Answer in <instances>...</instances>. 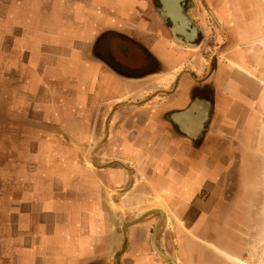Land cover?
Masks as SVG:
<instances>
[{"label": "crops", "instance_id": "0c3cea01", "mask_svg": "<svg viewBox=\"0 0 264 264\" xmlns=\"http://www.w3.org/2000/svg\"><path fill=\"white\" fill-rule=\"evenodd\" d=\"M191 1L192 46L159 0H0V264H172L159 213L124 226L157 196L177 264H229L199 240L237 255L224 195L264 161V0Z\"/></svg>", "mask_w": 264, "mask_h": 264}, {"label": "rangeland", "instance_id": "374dc122", "mask_svg": "<svg viewBox=\"0 0 264 264\" xmlns=\"http://www.w3.org/2000/svg\"><path fill=\"white\" fill-rule=\"evenodd\" d=\"M186 9L187 12L190 13L188 4ZM179 14L180 12L178 11L177 8V15L179 16ZM261 80L263 81V78H261ZM259 133L260 134L258 138L257 148H258V153L261 156V159H264V120L262 122ZM2 149L4 148L0 146V151H2ZM21 149H22L21 146L20 147L17 146L16 148L17 152H22ZM259 163H260L259 172H256L257 176L253 178L248 176L249 172L252 169V163L250 159H246L245 168L248 171L246 186L243 183L244 181L243 182L241 181L240 193L237 194V196L230 194V197L227 198V200L231 202V204L232 202H234L235 207L237 205L236 208L237 216L235 213V218L239 220V224H240L238 227V237H237L239 241L236 246L237 249L235 248L237 251H232V252H235L238 256L232 254L229 255L225 251L223 252V250L220 251V249L217 248L216 245L212 244L213 243L212 241L201 242L199 239H197L199 240V243H201V245H207L208 247H211L213 250H215L217 253L223 255L225 261H227L229 264H264V161L261 160ZM249 185L250 187H248ZM3 186L4 184L0 182V204H3V201H5L3 200L5 194L2 193L4 192L2 191ZM245 187L246 190L244 189ZM232 197L234 198V201ZM156 200L158 202L157 209L162 210L164 214H166L167 207L164 204L165 202L163 197L157 196ZM151 211L152 210L146 211L145 213L140 215V217ZM2 213L5 214V212ZM151 215L152 214H150L149 216ZM169 228L172 232H175L174 226H170ZM223 232L224 234L229 235L230 229L227 228V230L225 229Z\"/></svg>", "mask_w": 264, "mask_h": 264}, {"label": "water", "instance_id": "95a60500", "mask_svg": "<svg viewBox=\"0 0 264 264\" xmlns=\"http://www.w3.org/2000/svg\"><path fill=\"white\" fill-rule=\"evenodd\" d=\"M159 1H160L161 6L158 8V12H159L160 16L163 18L164 21L171 23L170 31H171L172 35L177 39L176 41L177 42L180 41L179 43L187 44L189 46L194 45V42L197 40V37H198V28L196 26H193V23H192L193 21L189 17V13L187 12V9L184 8L186 0H179L177 2L178 11L180 12V15L183 17V19L188 24V26L185 27L186 29H183V31L179 30L177 22L175 21L173 16L169 13V11L167 9V0H159ZM153 213H159L160 216H161L160 220H159V222H158V224L156 226L155 233H154V236H155V243L153 244L154 249L159 255H161L165 259L169 260L172 264H177V262L175 260H173L168 255H166L163 252H161L158 249L157 244H156V238H157L158 229H159V226H160V224H161V222H162V220L164 218V212L162 210L153 209L151 212H149V213L145 214L144 216L140 217L138 220H136L134 222L126 223V224H124V226H129L132 223L139 222V221L145 219L147 216H149L150 214H153Z\"/></svg>", "mask_w": 264, "mask_h": 264}, {"label": "flooded vegetation", "instance_id": "af4514ba", "mask_svg": "<svg viewBox=\"0 0 264 264\" xmlns=\"http://www.w3.org/2000/svg\"><path fill=\"white\" fill-rule=\"evenodd\" d=\"M191 2H192L191 0H186V1H185L184 8H187V4H188V6H190V3H191ZM192 23H193V26H196V27L198 28V37H197V40H196V41H200L201 39L199 38V34H200L199 27H198L194 22H192ZM186 27H187V26H186ZM199 39H200V40H199ZM196 41H195L194 43H196ZM193 107H197V105L195 104ZM191 110H193V109H191ZM235 181H236V180H235ZM235 181L233 182L234 185L232 186V187H233V188H232V189H233V192H229V191L231 190V188H228V189H227L226 194L224 195L226 199L230 197V194H233V195H236V196H237V194L240 193V190H241V189H240V188H241V185H240V178H239V184H238V186H237V184H236ZM243 183H244L245 186H246L247 181L244 180ZM251 184H252V182H251ZM251 184H250V185H251ZM250 185H249L248 187H250ZM244 189L246 190V187H245ZM232 198H233V197H232ZM233 201H234V198H233ZM236 208H237V205H236V207H235V211L233 212V215L229 216V217L233 218V220H234V219H237V218H235V213H236V216H237ZM226 229H227V228H226Z\"/></svg>", "mask_w": 264, "mask_h": 264}, {"label": "bare ground", "instance_id": "6f19581e", "mask_svg": "<svg viewBox=\"0 0 264 264\" xmlns=\"http://www.w3.org/2000/svg\"><path fill=\"white\" fill-rule=\"evenodd\" d=\"M179 0H167V9L169 11V13L173 16V18L175 19V21L177 22L178 24V15H177V2ZM187 23V22H186ZM178 28L179 30L183 31V29H186L184 27H181L179 24H178ZM190 36V35H189ZM191 37V36H190ZM193 109H196V107H193ZM192 111V110H191ZM193 120V119H192ZM194 122V121H193ZM144 216V215H143ZM165 216V214H164ZM142 221V220H141ZM140 222V221H139ZM138 222V223H139ZM137 223V222H136ZM132 224H135V223H132ZM130 224V225H132ZM156 229V228H155ZM154 233H155V230H154ZM155 243V236L153 234V244Z\"/></svg>", "mask_w": 264, "mask_h": 264}]
</instances>
